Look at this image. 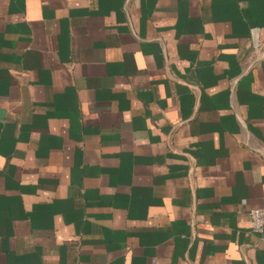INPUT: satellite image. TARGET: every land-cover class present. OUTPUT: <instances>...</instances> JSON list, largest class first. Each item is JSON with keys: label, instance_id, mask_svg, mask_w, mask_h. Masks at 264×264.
Segmentation results:
<instances>
[{"label": "crops", "instance_id": "1", "mask_svg": "<svg viewBox=\"0 0 264 264\" xmlns=\"http://www.w3.org/2000/svg\"><path fill=\"white\" fill-rule=\"evenodd\" d=\"M263 203L264 0H0V264H264Z\"/></svg>", "mask_w": 264, "mask_h": 264}, {"label": "built area", "instance_id": "2", "mask_svg": "<svg viewBox=\"0 0 264 264\" xmlns=\"http://www.w3.org/2000/svg\"><path fill=\"white\" fill-rule=\"evenodd\" d=\"M253 52H257L259 56L263 54L261 46L259 45L253 47ZM248 218L253 231L264 232V203L259 208H250L248 210Z\"/></svg>", "mask_w": 264, "mask_h": 264}]
</instances>
